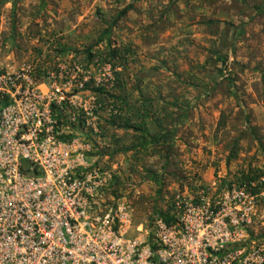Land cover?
I'll list each match as a JSON object with an SVG mask.
<instances>
[{
  "label": "rangeland",
  "instance_id": "1",
  "mask_svg": "<svg viewBox=\"0 0 264 264\" xmlns=\"http://www.w3.org/2000/svg\"><path fill=\"white\" fill-rule=\"evenodd\" d=\"M0 71L24 72L76 156L107 173L130 236L249 181L264 233V0H0ZM117 111L146 135L112 125Z\"/></svg>",
  "mask_w": 264,
  "mask_h": 264
},
{
  "label": "built area",
  "instance_id": "2",
  "mask_svg": "<svg viewBox=\"0 0 264 264\" xmlns=\"http://www.w3.org/2000/svg\"><path fill=\"white\" fill-rule=\"evenodd\" d=\"M25 81L0 71V264H264L257 199L244 189L181 199L130 236L107 173L76 156L43 92Z\"/></svg>",
  "mask_w": 264,
  "mask_h": 264
},
{
  "label": "trees",
  "instance_id": "3",
  "mask_svg": "<svg viewBox=\"0 0 264 264\" xmlns=\"http://www.w3.org/2000/svg\"><path fill=\"white\" fill-rule=\"evenodd\" d=\"M110 56L113 58V59H116L120 52L119 50L117 49H113V50H110ZM92 55V54H90ZM116 64L114 65V69H116ZM87 87V89H91L94 93L98 94V95H104V96H109V97H113V98H116V96L114 94H111V90L113 88L110 89V84H104V85H99V86H95V87H92L90 88L89 87V83H86L85 84ZM113 117V120H112V125L114 126H120L122 127L123 129H126V130H131L135 133H140L142 135H146V126L145 124H139V123H135L134 120H133V116L132 114H127V115H122V111H117L116 114H113L112 115ZM120 120V123L117 121V120ZM168 134L164 135V136H152V140L155 144H160L161 141H166L168 139ZM245 184V183H244ZM248 187V191H250V194L251 196H258L259 194H261V191H262V187L261 186H255L253 187L251 182L249 181L248 182V185L246 186ZM247 191V190H246Z\"/></svg>",
  "mask_w": 264,
  "mask_h": 264
}]
</instances>
